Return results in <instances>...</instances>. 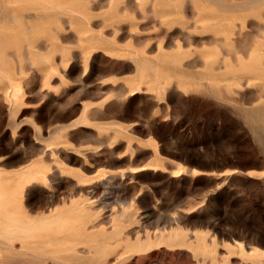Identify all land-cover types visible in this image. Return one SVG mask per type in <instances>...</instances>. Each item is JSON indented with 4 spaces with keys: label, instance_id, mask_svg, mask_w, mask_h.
<instances>
[{
    "label": "rangeland",
    "instance_id": "1",
    "mask_svg": "<svg viewBox=\"0 0 264 264\" xmlns=\"http://www.w3.org/2000/svg\"><path fill=\"white\" fill-rule=\"evenodd\" d=\"M6 1L5 200L34 217L71 194L107 198L84 231L95 241L76 245L96 254L69 264H264L245 253L264 250V0ZM122 204L117 233L96 245ZM61 257L0 250V264Z\"/></svg>",
    "mask_w": 264,
    "mask_h": 264
},
{
    "label": "bare ground",
    "instance_id": "2",
    "mask_svg": "<svg viewBox=\"0 0 264 264\" xmlns=\"http://www.w3.org/2000/svg\"><path fill=\"white\" fill-rule=\"evenodd\" d=\"M19 2L20 6L26 7L30 4L39 5L42 8H47L50 0H7V4H12ZM50 5V4H49ZM52 5V4H51ZM50 5V6H51ZM69 5H71L69 3ZM58 6V5H57ZM55 6V7H57ZM61 6V5H59ZM73 6V5H72ZM62 7H65L64 5ZM49 8V7H48ZM51 8V7H50ZM69 8H72L69 6ZM54 9V8H53ZM64 9V8H61ZM73 9V8H72ZM47 10V9H46ZM52 10V9H51ZM60 10V9H58ZM67 10V9H66ZM65 10V11H66ZM41 11V10H40ZM62 11V10H60ZM35 12V11H34ZM38 12V11H37ZM42 12V11H41ZM64 12V11H63ZM72 12H74L72 10ZM68 14L69 12L66 11ZM71 13V11H70ZM75 13V12H74ZM6 17V16H5ZM16 20V19H15ZM36 20V19H35ZM3 21V20H2ZM9 23V22H8ZM18 23V22H16ZM24 27V26H23ZM2 72L4 70L0 69ZM6 72V71H5ZM4 72V73H5ZM16 91V90H15ZM258 117V116H257ZM84 119V118H83ZM79 124V123H78ZM58 127V126H57ZM61 127V126H60ZM65 127V126H64ZM56 128V127H55ZM59 128V127H58ZM66 128V127H65ZM59 130V129H58ZM57 131V129L55 130ZM54 132V130L52 131ZM51 132V133H52ZM51 135V134H50ZM42 139V138H41ZM43 149V148H42ZM56 149V148H55ZM75 149V148H74ZM88 149V148H87ZM95 149V148H94ZM46 150V149H45ZM60 151V150H59ZM70 151V150H69ZM81 151V150H78ZM56 152V151H55ZM81 154V153H80ZM54 155V154H53ZM44 156V155H43ZM46 156V154H45ZM50 156V155H49ZM54 157V156H53ZM56 157V156H55ZM68 159V158H67ZM57 160L56 158L53 159ZM61 160V159H59ZM36 161V160H35ZM35 161H32L35 162ZM58 161V160H57ZM62 161V160H61ZM64 161L61 162V164ZM30 163V162H29ZM28 163V164H29ZM36 163V162H35ZM38 163V162H37ZM36 163V164H37ZM43 164V162H41ZM40 164V163H39ZM41 164V165H42ZM58 164V163H57ZM56 164V165H57ZM59 164V165H61ZM32 165V164H31ZM44 165V164H43ZM42 165V166H43ZM25 166V165H24ZM23 166V167H24ZM36 166V165H35ZM34 166V167H35ZM38 166V165H37ZM41 166V167H42ZM58 166V165H57ZM64 166V165H63ZM40 167V166H39ZM45 168V165L43 166ZM59 167V166H58ZM61 167V166H60ZM138 167V166H137ZM22 168V167H20ZM30 168V167H29ZM134 168V167H133ZM132 168V170H133ZM143 168V167H142ZM19 169V168H18ZM26 169V167H25ZM28 169V168H27ZM32 169V168H30ZM34 169V168H33ZM43 169V168H42ZM58 169V168H57ZM65 170V168H63ZM62 169V170H63ZM84 169V168H83ZM136 169V168H134ZM139 169V168H138ZM152 169V168H151ZM17 170V169H16ZM16 170H13L16 171ZM131 170V168H130ZM140 170V169H139ZM145 170V169H144ZM9 171V170H8ZM31 171V170H30ZM137 171V170H136ZM12 172V171H11ZM19 172H21L19 170ZM28 172V171H27ZM112 172V171H111ZM2 173V172H1ZM18 173V172H17ZM30 173V172H29ZM28 173V174H29ZM131 174L134 172H130ZM4 174V173H2ZM6 174V173H5ZM12 173L9 174V176ZM14 174V173H13ZM16 174V173H15ZM21 175L23 173H20ZM26 174V173H25ZM26 174L25 176H27ZM111 174V173H110ZM8 175V174H6ZM17 175V174H16ZM20 175V176H21ZM31 175V174H30ZM77 175V174H76ZM127 175V174H126ZM18 176V175H17ZM16 176V177H17ZM37 176V175H36ZM39 176H42L39 174ZM82 176V175H81ZM128 176V175H127ZM87 177V176H85ZM112 177V176H111ZM22 178V177H21ZM45 178V177H44ZM53 178V177H52ZM47 179V178H46ZM77 179V178H76ZM85 179V178H84ZM82 179V180H84ZM102 179V178H101ZM109 179V178H108ZM131 179V178H130ZM49 180V178H48ZM78 180V179H77ZM111 180V179H110ZM19 181V180H18ZM22 181V179H20ZM90 181V180H89ZM94 181V180H93ZM9 182V180L7 181ZM45 182V181H44ZM92 182V181H91ZM110 182V181H109ZM79 183V182H78ZM81 185L82 182H80ZM79 183V184H80ZM101 183V182H100ZM109 184V183H108ZM46 185V184H44ZM88 182V186H89ZM74 186V184H73ZM50 187V186H49ZM86 187V186H85ZM97 187V186H96ZM110 187V186H109ZM45 188H47L45 186ZM113 188V187H112ZM103 189V188H102ZM118 190V189H117ZM90 191V190H89ZM106 191V190H105ZM109 191V190H107ZM120 191V190H119ZM118 191V192H119ZM7 192V191H6ZM92 192V191H91ZM117 192V193H118ZM51 193V192H50ZM67 193V192H66ZM71 193V192H70ZM69 193V194H70ZM78 193V192H77ZM76 193V195H77ZM104 193V192H103ZM101 194V193H100ZM109 194V193H108ZM47 195V193H46ZM55 195V194H53ZM62 195V194H61ZM60 195V196H61ZM64 195V194H63ZM75 195V194H74ZM99 193L97 190H94L92 193L81 194L78 199L73 200V194L67 202H63L60 208H47V212H42L38 216H29L28 212L25 210L24 206L17 205L16 203L9 202L5 200L4 193L0 192V250L8 251L16 255L23 257L24 261H30L34 257L53 255L58 256L62 255V260L65 264H69V260L81 259L82 257L76 255V245L82 242L95 241L92 234L85 233L86 224L89 222L90 217L93 212H98L101 208L103 209L106 205L107 198H100V205L95 206L91 204H86V202L98 198ZM110 196V195H109ZM108 196V197H109ZM47 197V196H46ZM50 197V196H49ZM67 197V196H66ZM48 198V197H47ZM54 198V197H53ZM58 198V196L56 197ZM76 198V197H75ZM49 199V198H48ZM52 199V198H51ZM65 199V198H64ZM112 199V198H111ZM122 199V198H121ZM47 200V199H46ZM56 200V199H54ZM60 200V199H59ZM50 201V200H49ZM119 202V200H118ZM46 203V202H45ZM54 203V201H53ZM89 203V202H88ZM91 203V202H90ZM113 203V202H112ZM124 203V202H123ZM126 203V202H125ZM115 204V203H114ZM119 204V203H118ZM121 204V201H120ZM50 205V204H49ZM112 205V204H111ZM115 205L112 206V208ZM124 205H121L122 210L115 211L112 209L110 212L112 214L109 219V223L112 224L111 232L108 233L105 228L101 229L97 235V244L98 246L104 248L109 239L113 234H116L118 231L119 221L122 216L126 214V211L123 209ZM41 209V208H40ZM107 210V209H106ZM105 211V210H104ZM34 213V212H33ZM109 215V214H108ZM130 219V218H129ZM163 219V218H162ZM166 219V218H165ZM164 219V221H165ZM169 219V218H168ZM170 220V219H169ZM169 222V221H168ZM173 223V222H171ZM166 224V223H165ZM158 225V223H157ZM164 225V224H163ZM170 225V224H169ZM161 226V224H160ZM165 226V225H164ZM160 228V227H159ZM163 228V227H162ZM172 228V227H171ZM174 229V228H172ZM133 236V235H132ZM147 239V236H146ZM118 241V240H117ZM116 243V242H115ZM137 243L141 244L140 240ZM239 244L241 242H235ZM118 244V243H117ZM85 245V244H84ZM95 245V246H96ZM116 244H114L115 247ZM18 246V247H17ZM112 245H110L111 247ZM80 247V246H79ZM113 247V248H114ZM243 248V247H242ZM111 249V248H110ZM243 251V250H242ZM258 251L264 252V250H259L256 247H249L248 250H245V253L250 255L252 253H257ZM88 253L87 256H84L82 259L91 260L96 254V250L89 247L88 251L83 253ZM63 253V254H62ZM264 257V253H263ZM44 258V257H43ZM49 259V258H48ZM53 260V259H52ZM213 260V259H212Z\"/></svg>",
    "mask_w": 264,
    "mask_h": 264
}]
</instances>
